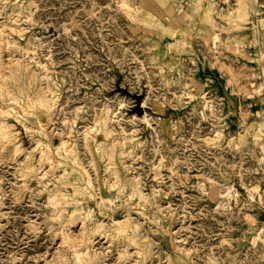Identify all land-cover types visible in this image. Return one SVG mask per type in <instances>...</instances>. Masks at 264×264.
<instances>
[{"label": "rangeland", "instance_id": "1", "mask_svg": "<svg viewBox=\"0 0 264 264\" xmlns=\"http://www.w3.org/2000/svg\"><path fill=\"white\" fill-rule=\"evenodd\" d=\"M263 1L0 0V264H264Z\"/></svg>", "mask_w": 264, "mask_h": 264}, {"label": "built area", "instance_id": "2", "mask_svg": "<svg viewBox=\"0 0 264 264\" xmlns=\"http://www.w3.org/2000/svg\"><path fill=\"white\" fill-rule=\"evenodd\" d=\"M263 5H264V1H263Z\"/></svg>", "mask_w": 264, "mask_h": 264}, {"label": "bare ground", "instance_id": "3", "mask_svg": "<svg viewBox=\"0 0 264 264\" xmlns=\"http://www.w3.org/2000/svg\"><path fill=\"white\" fill-rule=\"evenodd\" d=\"M2 39V38H1ZM2 69V68H1Z\"/></svg>", "mask_w": 264, "mask_h": 264}]
</instances>
